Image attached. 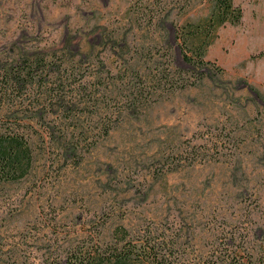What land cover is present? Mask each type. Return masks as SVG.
<instances>
[{
	"label": "rangeland",
	"instance_id": "1",
	"mask_svg": "<svg viewBox=\"0 0 264 264\" xmlns=\"http://www.w3.org/2000/svg\"><path fill=\"white\" fill-rule=\"evenodd\" d=\"M235 2L241 23L191 69L174 26L200 0H0V64L24 48L55 67L8 98L35 159L0 186V264H56L120 227L180 264H264V0Z\"/></svg>",
	"mask_w": 264,
	"mask_h": 264
},
{
	"label": "trees",
	"instance_id": "2",
	"mask_svg": "<svg viewBox=\"0 0 264 264\" xmlns=\"http://www.w3.org/2000/svg\"><path fill=\"white\" fill-rule=\"evenodd\" d=\"M200 1L208 6L206 14L189 18L174 26L175 40L180 46L184 61L191 69H201L211 63L206 55L218 36L219 28L227 23L238 25L243 19V9L235 0ZM11 54L9 59L0 64V186L27 176L35 159L28 129L34 125L5 119L9 118L14 105L8 98L15 92L22 95L30 86L47 84L48 76L55 68L49 55L42 50L20 48L13 49ZM218 69L223 70L221 67ZM55 96H58L59 101L65 100V95ZM46 109L47 107L45 111ZM4 110L6 111L2 113ZM43 114L44 111L41 110L40 116ZM128 233L127 229L120 227L115 232L116 239L113 242L100 237V241L90 245L83 243L81 246H71L56 264H180L176 259L157 251L148 242L139 240L132 243L131 239H127ZM228 260L227 264H246L237 255Z\"/></svg>",
	"mask_w": 264,
	"mask_h": 264
}]
</instances>
